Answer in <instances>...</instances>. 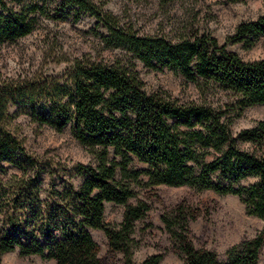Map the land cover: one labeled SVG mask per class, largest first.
<instances>
[{
	"label": "trees",
	"instance_id": "trees-1",
	"mask_svg": "<svg viewBox=\"0 0 264 264\" xmlns=\"http://www.w3.org/2000/svg\"><path fill=\"white\" fill-rule=\"evenodd\" d=\"M62 1L91 13L105 29L103 41L129 57L107 62L75 60L68 72V92L38 113L33 102L25 101L41 122L55 130L70 125L73 136L94 160L76 166L75 174L83 177L78 187L69 185L58 191L51 186L45 196L39 167L33 176L26 175L35 162L16 136L9 112L11 104L27 99L37 88L0 81V170L8 162L24 171L6 182L0 178V253L18 249L22 255L56 264H108L109 258L121 253L123 264H134L139 246L133 236L135 223L146 217L149 207L143 201L135 205L129 201L136 198L135 187L143 177L146 186H189L238 196L247 214L264 222V153L257 152L264 145V121L237 135L231 129L232 120L243 110L264 105V58L245 62L208 34L177 40L140 36L120 27L115 17L94 8L89 0ZM30 23L26 15L7 9L0 16V38L12 41L26 36L32 31ZM259 36H264L263 17L241 23L229 41L250 46ZM137 63L179 72L201 89L203 99L181 103L164 92H147ZM216 91L231 99L222 104L207 101ZM242 143L252 145L254 151L242 149ZM134 160L146 168H134ZM251 177L257 181L236 186ZM110 202L125 207L117 228L104 222V204ZM177 210L180 214L164 216L162 221L171 235L172 251L184 257L185 264L258 263L264 226L219 259L192 245L182 208ZM90 229L104 232L109 248L106 257H99ZM162 259L156 254L142 264H160Z\"/></svg>",
	"mask_w": 264,
	"mask_h": 264
},
{
	"label": "rangeland",
	"instance_id": "rangeland-1",
	"mask_svg": "<svg viewBox=\"0 0 264 264\" xmlns=\"http://www.w3.org/2000/svg\"><path fill=\"white\" fill-rule=\"evenodd\" d=\"M94 8L115 17L120 27L140 36H162L170 40L208 34L228 51L236 53L243 61L264 58V36L253 44L229 41L236 28L244 22L264 18V0H89ZM9 9L26 15L31 20L32 31L9 41L0 38V81H15L22 86L35 88L27 99H19L10 106L14 117L12 126L16 136L24 142L35 164L28 166L27 176L40 169V186L43 196L54 186L58 191L69 185L78 187L83 177L75 174L77 165H90L94 160L88 150L72 134L68 125L62 131L41 122L37 114L53 99L70 88L69 70L75 60L111 61L129 57L125 51L111 49L102 37L105 29L91 13L77 11L62 0H0V16ZM137 70L147 92H164L181 103H199L203 92L182 74L164 67L154 70L137 63ZM59 89V90H57ZM59 94V95H58ZM207 98L213 103L231 99L221 91ZM229 97V98H228ZM67 100V97L65 98ZM64 99V100H65ZM36 106L33 113L29 104ZM264 121V105L246 108L232 120L234 135L253 128ZM244 150L254 151L248 143ZM257 152L264 153V145ZM132 166L145 169L146 165L134 160ZM24 174L17 166L4 162L0 178L6 182ZM135 187L137 196L129 201L135 205L143 201L149 207L144 219L135 223V240L139 246L133 254V263L142 264L148 257L163 256L160 264H185V259L172 251L171 235L162 217L172 218L182 208V218L187 222V235L196 249L215 253L224 259L227 249L243 240L253 238L264 226L258 217L248 215L241 199L235 195H221L211 190H197L189 186H146L147 178ZM256 178L241 180L236 186L245 187ZM125 207L114 203L104 204V222L111 228L121 223ZM2 215L0 214V228ZM89 233L99 249V257L108 255V241L101 230ZM0 264H56L54 260L38 256H25L18 249L0 253ZM108 264H123V255L116 253ZM257 264H264V247Z\"/></svg>",
	"mask_w": 264,
	"mask_h": 264
}]
</instances>
